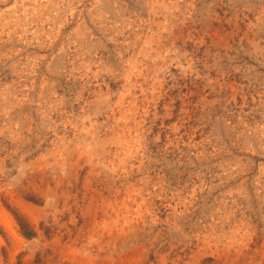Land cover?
I'll return each instance as SVG.
<instances>
[{
    "label": "rangeland",
    "instance_id": "rangeland-1",
    "mask_svg": "<svg viewBox=\"0 0 264 264\" xmlns=\"http://www.w3.org/2000/svg\"><path fill=\"white\" fill-rule=\"evenodd\" d=\"M0 264H264V0H0Z\"/></svg>",
    "mask_w": 264,
    "mask_h": 264
},
{
    "label": "trees",
    "instance_id": "trees-1",
    "mask_svg": "<svg viewBox=\"0 0 264 264\" xmlns=\"http://www.w3.org/2000/svg\"><path fill=\"white\" fill-rule=\"evenodd\" d=\"M25 235H27V236H32L33 235V233L32 232H28V231H26V229H25Z\"/></svg>",
    "mask_w": 264,
    "mask_h": 264
},
{
    "label": "bare ground",
    "instance_id": "bare-ground-1",
    "mask_svg": "<svg viewBox=\"0 0 264 264\" xmlns=\"http://www.w3.org/2000/svg\"><path fill=\"white\" fill-rule=\"evenodd\" d=\"M30 207V206H29Z\"/></svg>",
    "mask_w": 264,
    "mask_h": 264
}]
</instances>
